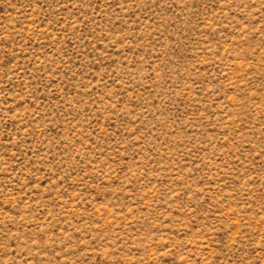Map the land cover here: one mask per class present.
<instances>
[{"label":"rangeland","instance_id":"obj_1","mask_svg":"<svg viewBox=\"0 0 264 264\" xmlns=\"http://www.w3.org/2000/svg\"><path fill=\"white\" fill-rule=\"evenodd\" d=\"M0 264H264V0H0Z\"/></svg>","mask_w":264,"mask_h":264}]
</instances>
